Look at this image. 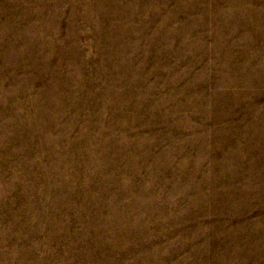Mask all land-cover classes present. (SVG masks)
<instances>
[{"label": "rangeland", "instance_id": "obj_1", "mask_svg": "<svg viewBox=\"0 0 264 264\" xmlns=\"http://www.w3.org/2000/svg\"><path fill=\"white\" fill-rule=\"evenodd\" d=\"M0 264H264V0H0Z\"/></svg>", "mask_w": 264, "mask_h": 264}]
</instances>
